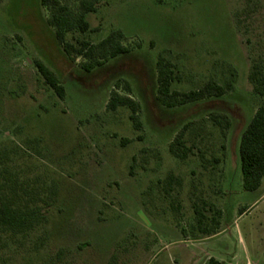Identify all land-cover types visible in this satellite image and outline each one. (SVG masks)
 <instances>
[{
  "label": "rangeland",
  "instance_id": "obj_1",
  "mask_svg": "<svg viewBox=\"0 0 264 264\" xmlns=\"http://www.w3.org/2000/svg\"><path fill=\"white\" fill-rule=\"evenodd\" d=\"M60 1L77 11L80 0ZM94 1L90 30L66 42L121 32L132 52L87 73L41 0H0V208L30 223L0 225V264H264V178L245 191L239 156L264 101L249 79L254 65L264 71V0ZM159 57L173 64V91L233 89L168 109ZM113 91L140 104L141 128L128 107L107 109ZM180 134L185 159L171 152Z\"/></svg>",
  "mask_w": 264,
  "mask_h": 264
},
{
  "label": "trees",
  "instance_id": "obj_2",
  "mask_svg": "<svg viewBox=\"0 0 264 264\" xmlns=\"http://www.w3.org/2000/svg\"><path fill=\"white\" fill-rule=\"evenodd\" d=\"M97 4L94 0H80L77 11H73L62 4L60 0H41L43 7L51 9L52 15L47 20V24L55 30L56 40L62 46L64 54L72 61L75 60V57H84L86 62L82 63V69L87 73L105 66L119 56L132 52V49L122 45L123 34L121 32H113L96 45L89 41H80L79 47H76L66 42L68 33L74 31L87 33L90 30L86 16L97 11ZM156 65L158 72L157 99L161 105L168 109L211 99H220L233 89L231 84L223 86L216 81H209L201 88L189 92L173 91L172 85L176 80L173 64L163 57H159ZM36 66L45 82L54 90L57 96L62 100L66 99V88L55 73L44 63L37 62ZM249 79L254 92L264 98V71L259 66L254 65ZM122 107H128L132 111L131 120L137 129L141 128V123L138 119V114L141 110L140 104L130 96L121 95L119 92L113 91L108 101L107 109L115 112ZM213 117L215 124L230 129L231 123L229 121L224 126L220 117ZM181 137L182 134L172 144L171 152L174 156L185 159L187 151L180 155L175 148L177 144L182 145ZM239 156L244 190L255 192L261 187L264 178V101L260 104L242 133L239 144ZM0 213L1 226L16 229L25 228L30 224L29 219L19 215L14 208L6 203L2 204ZM212 263L214 264V261H211Z\"/></svg>",
  "mask_w": 264,
  "mask_h": 264
}]
</instances>
